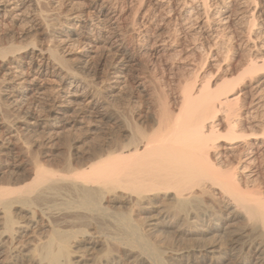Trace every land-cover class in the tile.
<instances>
[{
  "label": "bare ground",
  "instance_id": "1",
  "mask_svg": "<svg viewBox=\"0 0 264 264\" xmlns=\"http://www.w3.org/2000/svg\"><path fill=\"white\" fill-rule=\"evenodd\" d=\"M9 1L0 0V5L6 9ZM32 1L37 7L39 17L46 21L47 17L41 13L43 11L41 0ZM122 1L127 2V5L136 3V0ZM147 1L145 10L135 8L129 25L147 41L153 38V43L156 44V48L153 49L155 53L165 50V46L171 41L172 30L176 33L181 29L190 31L192 40L196 41L203 31L208 32L212 29L209 32L213 40L212 44L217 45L221 42L227 45L225 46L227 54L225 53V57L221 60L226 61L231 53L229 48L236 40V35L233 36L232 32L229 34L226 30L235 11L237 17L247 23L248 33H245L247 34L245 42L249 40L254 42L264 35V30L259 31L261 29L253 32L259 17L264 23V0H252V8L246 12L238 11L234 7V0ZM242 1H239L241 5ZM137 2L142 5L144 0ZM248 4L243 3L244 7ZM100 6H108L113 13L112 17L116 15L118 8L110 3V0H101ZM171 22L174 26L172 29L168 26ZM9 31H0V72L7 70V64H11L16 57L20 60L27 52V46L31 45L33 50L37 46L33 39L25 45L17 42L13 38L14 34H10ZM262 43L259 45L264 50ZM153 45H150V48ZM211 46L208 47L209 50ZM204 47L202 43L196 46L197 50H203ZM38 50L41 54L42 49ZM206 53L209 51L206 50ZM208 55L207 57H210ZM32 57L31 55V61ZM47 57L65 65L57 52L51 48ZM226 67V73L223 77L220 74L222 77L220 80L206 79L201 72V75L197 73L196 66L192 67L190 76L178 85L176 94L170 96L172 100L167 99L169 103H166L167 101H162L161 98L158 113L154 111L146 119L140 113H136V122L130 123L127 120L124 122L128 133L126 140L112 138L114 141L109 140L110 143L94 147L87 155L80 158L78 156L73 159L71 155L61 169L50 168L41 163L39 148L40 144L44 145V143L37 142L36 140L40 141L37 137L36 140L34 138L33 143L30 142L32 139L29 140L28 135L31 134L27 135V133L33 132L32 130L19 131L21 128L14 126L15 141H12L10 136L12 131L0 130V164L8 158L17 160V163L12 164L5 173L0 172V257L12 254L15 250L20 252L18 248L25 243L24 238L29 227L40 213L46 218L56 216V219L52 221L50 232L45 234V239L40 238V241L36 237L37 242L39 239L37 245L34 243L39 252L36 264H69L72 255H75L70 249L72 239L76 238L74 234L77 231L85 232L87 226L99 231L102 238L100 243L106 244L107 247L114 243L120 246L125 244L138 249L137 257L145 255L149 260L151 259L148 261L153 262L152 264H166L161 248L160 253L156 247L158 241L156 233L162 231L158 227L159 223H146L147 221L144 222L146 217L142 218L140 215L142 212L159 208L158 217L168 215L173 219L170 224H166L161 218L160 224L164 222V225L178 228L191 226L193 227L191 229L181 228L178 233L182 236L193 232L192 234L204 241L200 249L187 250L186 264H224L226 260L232 258L235 259V264H264V182L262 180L264 177L261 175L264 172L259 165L264 160V119L256 120L253 113L255 119L248 121V128L243 127L239 121L242 106L237 105L240 93L234 92L235 87H232L237 83L244 85L247 76L249 78L263 68L264 57L249 59L248 62L240 63L238 66L227 64ZM25 79L23 81H26ZM5 82V79L0 77V129L12 126L9 123H12L9 119L12 109H9L13 105L20 106V102L28 98L29 92L15 93L12 95L14 96L12 100L2 98L1 84ZM258 102L255 103L257 107H264L263 101L259 102L260 104ZM25 113V116L22 115L24 118L33 119L32 124H38L36 115L28 111ZM28 145L32 148L30 155L26 154ZM32 200L39 202L37 206L47 201L51 203L53 201V204L59 202L62 206L59 204L60 207L55 209L57 205L52 204L51 206L54 207L52 209L43 208L42 205L38 208L34 205L38 209L29 210L30 208L27 207H31ZM15 206H18L16 208L19 211L27 213L28 221H24L22 216H20L22 220L19 219L20 217L17 218L16 214L19 213L14 211ZM135 210L140 216H137V219L132 217ZM163 212L166 214L163 215ZM141 218L144 220L142 221ZM233 221L238 224L234 230L229 229ZM50 223L46 222V224ZM83 226L85 227L82 228ZM194 228L197 230L192 231ZM81 233L80 235H84ZM29 235L34 236V234ZM89 236L91 237V234ZM99 237L97 236V239ZM113 246L111 250L114 249ZM35 247L32 248L35 250ZM126 248L131 249V252L134 250L127 246ZM195 251L202 253L201 260L192 259L191 256ZM140 252L143 255H139ZM216 253H219V256H215ZM15 256L17 258V255ZM8 260L10 261L11 258L8 257ZM4 261L6 263V260Z\"/></svg>",
  "mask_w": 264,
  "mask_h": 264
},
{
  "label": "rangeland",
  "instance_id": "2",
  "mask_svg": "<svg viewBox=\"0 0 264 264\" xmlns=\"http://www.w3.org/2000/svg\"><path fill=\"white\" fill-rule=\"evenodd\" d=\"M113 1L114 0H110V3L113 5L115 4L118 9L116 15L112 17L111 14L113 13L110 12L108 6H100L101 0H41L43 8L41 13L47 17L46 21H43V19L39 17L37 7L32 0H10L9 3H7L6 9L0 5V31L10 30V34H14L15 36L13 38L24 45L28 44L27 42L31 39H33L35 45H37L34 50L31 45L27 46L29 51L27 50L20 60L16 57L11 64H7L8 71L3 70L0 72V77L6 81L2 83L4 85L1 84L3 89H1L2 98L6 97V99L9 98L8 100H12V98H14V96H12L13 94L18 92L26 93L29 91L27 94L28 98L20 102V106L13 105L9 109H12L9 118L10 121L12 120V123L9 122L10 125H12L10 126L11 128L8 126L7 129L1 128L0 130L12 131L10 133L12 141L16 139L15 130L13 129L14 126H19L21 128L20 130L18 129L19 131L32 130L34 133H27V135L31 134L28 135V137L30 136L29 140L32 139L30 142L33 143L37 137V139L42 141L36 140L37 142L44 143V145L40 144L39 159L41 163L45 166L47 165V167L61 169L67 158L71 155L73 159H76L78 156V158H80L83 155H87L94 147L103 146L118 138L119 140H126L128 133L126 132L127 129H125L124 122H126V120L130 123L131 121L132 123L133 121L136 122V113H140L145 119L153 114L154 111L158 113L160 109L159 105H161L160 103L162 101H167L166 103H169L168 100H172L170 96L175 95L178 85L190 76L192 67L196 66L197 73L200 75L202 73V75L206 76V79L215 78L216 80H220L226 73L227 64L238 66L240 63L244 64L248 62L249 59L261 58V56L264 57V50L261 48V45H259L262 42L264 43V35L254 42L250 40L245 42L247 23L245 20L237 17L236 11L232 15L233 17L231 16L232 18L226 30H228L229 34L232 32L233 36L236 35L237 37L235 36V39L238 41L237 43H235L236 40L232 42V47L229 48V50L231 49V53L228 51L229 55L226 61L221 60L225 57V53L227 54V51H225V46L227 47V45L221 42H218L217 45L212 44L213 40L209 33L212 29L208 32L203 31L201 36L198 34L200 38H198L199 36L197 35L198 37H196L198 40L196 39V41L192 40L190 31L187 32L185 29H181L176 33L172 30V32L170 31V36H172L171 41L165 46V50L163 49L155 53L153 49L156 48V44L153 43V38L148 39V42L146 38L137 33L136 29H132L129 25L132 14L136 10L135 8H141V11L145 10L148 1L144 0L142 5H139L136 0V3L133 2L136 6L135 4L127 5V2H124L125 5H123L124 3L122 0ZM239 1L241 2L242 0H234V7L238 9V11L246 12L252 8V0H244L242 1V5ZM211 2H213V0H211ZM244 2L251 4V6L248 4L246 5L247 7H244ZM256 23L258 24L255 25L253 32H256L257 29H261L259 31L264 30V23L260 17ZM168 26L172 29L174 27L173 22L169 23ZM199 42L205 46L203 50H197L196 46L200 44ZM253 43L257 46H253ZM149 44H154L151 46L152 49ZM206 44H210L208 45L209 48L211 45L213 46H211L209 50ZM39 48L42 49L41 54L39 53ZM50 48L57 52L58 56H60L68 68L59 62L57 63L53 58L47 57ZM206 50L209 51V53H206ZM31 51H33V53ZM207 54H209L210 57H207ZM31 55L33 56L32 61L30 60ZM40 55H43V58ZM22 76L23 78H21ZM24 78H26V81H23ZM237 85L235 86L234 84L232 87H235L234 92L240 93V100L237 102L238 106H242L239 121L243 127L248 128V121L253 118L254 114L256 120L264 119V107L258 106V108L255 104L257 101L260 103L263 101L264 103V67L256 71L254 75L252 74L249 76V78L247 76L244 85H239V83H237ZM249 86H251V88ZM161 98L163 100L159 103ZM26 111L37 116L35 117L37 118L38 124H32L33 119L28 117L24 118ZM255 117L253 119H255ZM112 138L114 140H112ZM29 145L27 146L28 151H30L29 149L31 148ZM43 150L45 152H43ZM28 151L26 154L30 155L32 148L29 153ZM1 163L0 172L5 173L12 164L17 163V160L8 158ZM259 165L264 172V160H262ZM263 174L264 173H261L264 177ZM262 180L264 182V178ZM37 203L39 202L32 200L30 204L31 207L27 208H30L29 210L32 208L38 209L41 205L43 208L49 207L52 209L54 205H57L55 209L60 207L59 202L55 204H53V201L52 203L51 201H47V203L41 202L42 204H38V206L36 205ZM43 204L46 206L44 207ZM52 204L53 206H51ZM16 207L18 206L13 207V209L15 208L14 211L19 213V215L16 214L17 218L22 216L24 221H28L29 218H26L27 213L25 211H19ZM156 209L154 208L153 210L142 212L140 215L142 218L146 217V220L141 218L142 221H147L146 223H159L160 226L158 227L161 228L162 231L156 233L158 240L157 249L160 253L162 251L161 254H163L162 257L166 264H186L185 256L187 255V250L200 249L203 247L201 245L204 241L200 240L195 234H192L193 232L186 235L183 234L182 236L179 234L181 228L186 230L193 228L191 226L178 228L176 226L169 227L164 225V222L160 224L161 218L166 221V224H170V221H173V219L168 215L165 217H158L159 214L157 211L159 208ZM164 212H166L165 209ZM164 212L163 215L166 214ZM39 214L40 213H38L37 216L35 215V222L27 231L25 236L26 239L24 238L25 243L23 244V246H25H20V249L18 248L20 252L15 250L12 254L7 255L9 259L11 258L10 261L6 255H2L0 257V264H36L38 259L36 257H39V252L34 243H38L40 238L45 239L47 233L49 234L50 232L49 227H51L52 221L56 219V216L47 217L48 222L45 215ZM132 214H134L132 216L134 219L140 217L136 210ZM155 216L158 219H156ZM22 218L20 217L19 219L22 220ZM31 222L29 223L31 224ZM46 222L50 224H46ZM237 226L238 224L233 221L229 229L234 230ZM84 227L85 226L82 228ZM89 227L90 229H88ZM93 229L95 228L87 226L85 227V232H75L78 236L75 234L74 236L78 238L77 240H75L76 238L72 239L73 241L70 243V249L74 251L72 254H75L72 255L71 262L73 264L153 263L149 262L151 259L149 260V257L145 255L143 257H137L139 252L138 249L126 245L134 249L131 252V249L129 250L126 248L125 244H121V246L118 244L115 245L116 243L113 244L115 246L111 244L114 251L111 250V245H108L111 247L109 248L105 244L107 247L106 249L104 243H100L102 238L99 231ZM195 230H197V228L192 229V231ZM174 231L176 232L174 233ZM80 233L85 236L80 235ZM96 233H99V235L95 236ZM227 233L225 236H227ZM29 234H34V236ZM37 234L41 235V237ZM90 234L91 237L89 236ZM97 236H100L99 239H97ZM36 237L39 238L38 242L36 241ZM169 237L174 240L172 241ZM86 240H89V243ZM27 246L29 247L27 248ZM25 247L27 249H25ZM32 247H35V250ZM30 248L33 250H30ZM140 253L139 255H143ZM15 255H17V258ZM216 255L219 256V253H216L215 256ZM191 257L199 261V259H202V253L195 251ZM101 259L106 262L104 263ZM4 260H6V263ZM71 262L69 264H71ZM226 263L235 264V259H228L224 264Z\"/></svg>",
  "mask_w": 264,
  "mask_h": 264
}]
</instances>
